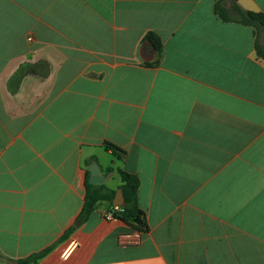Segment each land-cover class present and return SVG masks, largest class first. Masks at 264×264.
I'll use <instances>...</instances> for the list:
<instances>
[{
    "label": "crops",
    "instance_id": "0c3cea01",
    "mask_svg": "<svg viewBox=\"0 0 264 264\" xmlns=\"http://www.w3.org/2000/svg\"><path fill=\"white\" fill-rule=\"evenodd\" d=\"M217 1L0 0V264H264V27ZM93 161L132 244L115 196L79 220Z\"/></svg>",
    "mask_w": 264,
    "mask_h": 264
},
{
    "label": "trees",
    "instance_id": "16d2710c",
    "mask_svg": "<svg viewBox=\"0 0 264 264\" xmlns=\"http://www.w3.org/2000/svg\"><path fill=\"white\" fill-rule=\"evenodd\" d=\"M237 2L238 0H231L230 6L225 7L223 0H218L214 9L216 16L227 23H238L255 29L264 27V14L244 11L239 7ZM106 149L111 150L118 157L124 154L121 149L110 144H106ZM112 171V168L108 169V172ZM119 174L122 179L121 189L124 196V205L118 208L112 207L110 213L114 218L126 223L132 229L146 233L148 225L138 198L139 179L136 175L126 171L119 170ZM114 196L115 192L109 190L105 185L96 186L87 182L84 207L79 217L80 222H84L89 218L95 211L98 202L112 201ZM68 235L69 232L64 238ZM51 250L52 248H48L40 253L21 259L16 264H39L40 260Z\"/></svg>",
    "mask_w": 264,
    "mask_h": 264
},
{
    "label": "water",
    "instance_id": "95a60500",
    "mask_svg": "<svg viewBox=\"0 0 264 264\" xmlns=\"http://www.w3.org/2000/svg\"><path fill=\"white\" fill-rule=\"evenodd\" d=\"M90 177L88 179V183L91 185H105L107 180L103 175L100 165L93 161L91 166L89 167ZM115 206L122 207L124 205V196L122 191H118L115 200L113 203Z\"/></svg>",
    "mask_w": 264,
    "mask_h": 264
},
{
    "label": "built area",
    "instance_id": "2783aa9c",
    "mask_svg": "<svg viewBox=\"0 0 264 264\" xmlns=\"http://www.w3.org/2000/svg\"><path fill=\"white\" fill-rule=\"evenodd\" d=\"M105 218L106 219H116V218H114V216L111 214V213H107L106 215H105ZM143 234V232H141V231H137L134 235H121L120 237H119V242L121 243V244H132L133 243V240L135 239V240H138V239H140V236ZM77 246H78V243H77V241H75V240H71L69 243H68V245H67V247L64 249V251L62 252V257L64 258V259H67L69 256H70V254L72 253V251L75 249V248H77Z\"/></svg>",
    "mask_w": 264,
    "mask_h": 264
}]
</instances>
